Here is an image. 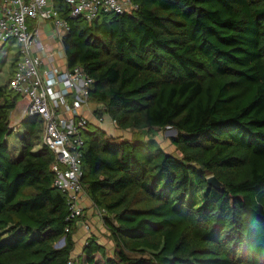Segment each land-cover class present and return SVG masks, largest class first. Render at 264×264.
<instances>
[{"label":"trees","instance_id":"1","mask_svg":"<svg viewBox=\"0 0 264 264\" xmlns=\"http://www.w3.org/2000/svg\"><path fill=\"white\" fill-rule=\"evenodd\" d=\"M131 2L130 14L91 24L58 3L67 68L93 80L97 120L175 130L180 156L152 137L122 139L89 124L80 183L105 211L114 251L89 237L71 260L82 219H68L54 187L55 157L34 151L39 118L20 121L19 159L9 153L20 100L9 80L0 87V264H264V0Z\"/></svg>","mask_w":264,"mask_h":264},{"label":"built area","instance_id":"2","mask_svg":"<svg viewBox=\"0 0 264 264\" xmlns=\"http://www.w3.org/2000/svg\"><path fill=\"white\" fill-rule=\"evenodd\" d=\"M58 3L66 7L69 19L81 18L87 24L100 14H130L136 7L131 0H0V42L12 40L20 46L8 85L25 104L20 121L39 118L42 122L41 140L35 149L45 147L55 157L51 166L54 187L67 197L68 219H83L82 134L88 131L87 117L93 114L88 109L93 80L78 66L69 69L66 63H57L65 52L63 48V52L55 51L53 46L60 43L62 47L69 30ZM28 22L32 23L30 31ZM42 31L49 35V41L42 37ZM45 43L52 48L46 49ZM94 213L100 219L106 214L97 208Z\"/></svg>","mask_w":264,"mask_h":264},{"label":"rangeland","instance_id":"3","mask_svg":"<svg viewBox=\"0 0 264 264\" xmlns=\"http://www.w3.org/2000/svg\"><path fill=\"white\" fill-rule=\"evenodd\" d=\"M32 29V23L28 22V30L30 31ZM19 45L15 41H8L5 43L0 42V87L7 85L9 80L11 79V76L14 73V65L17 61V54H18V49ZM45 48L49 49L52 48L49 44L45 43ZM55 51H60L63 52L61 44L56 43L55 46H53ZM52 50V49H51ZM50 50V51H51ZM64 57V56H63ZM59 66H62L66 63L65 57L57 61ZM24 106L23 100L20 98V100L17 102V108L13 112L11 116L15 115L17 109L20 110ZM95 106L93 104H89V111L93 110ZM20 117V116H19ZM102 127L104 128L106 125V121L108 122L109 120L103 119ZM13 119L10 120L12 124L11 127L14 129V133L8 138V144H9V153L10 155L15 158L16 160L19 159V153H20V144H19V134H16L18 132L19 127L18 125H15L17 123L12 122ZM15 125V127H14ZM93 125V124H92ZM94 126V125H93ZM111 128H107L104 132L108 135L110 134L113 137H118L122 139H128L131 140L134 138L135 140H146L147 138H154L159 146L169 154H172L176 157H179L180 154L177 153L176 149L171 145V138H175L177 135L174 133L172 129L166 128V129H161V130H148V131H143V132H137V131H132V130H126V131H120L116 128V125H112ZM92 130V127L90 128V131ZM38 149H35L34 151H37ZM200 195H196L193 198V204L196 205L200 202ZM82 205V204H81ZM82 208H84L85 212L88 210L85 208L84 205H82ZM95 208H93V211L90 212L89 210V216L90 213L93 216H95L98 220L96 222H90V219H88L89 216L84 214V217L82 220H79L78 226L79 230L75 236V241H76V246L75 250L71 255V260H74L77 255L80 253V250L82 249L83 245L85 244L84 242L89 238V237H95L99 243H101L103 246H105L110 253L114 251V243L110 241L109 236L107 231L104 228V225L101 223L100 217H98L95 213ZM89 221V222H88ZM88 226V229L86 227ZM59 246V245H58Z\"/></svg>","mask_w":264,"mask_h":264},{"label":"crops","instance_id":"4","mask_svg":"<svg viewBox=\"0 0 264 264\" xmlns=\"http://www.w3.org/2000/svg\"><path fill=\"white\" fill-rule=\"evenodd\" d=\"M42 33H43V35H42V37L45 39V41H49L50 39H49V35H47L44 31H42ZM25 105V104H24ZM24 107V106H23ZM16 108H17V106H16ZM16 108L13 110V112L16 110ZM23 109V108H22ZM22 109H20V110H18L17 109V111H16V113H15V115H13V116H11V114H12V112L10 113V116H9V121L11 120V119H13V123H17V124H15V125H18L19 126V124H20V115H21V111H22ZM88 118V120H89V122H90V124H93L95 127H97V128H99L100 130H102V131H105V130H107V128L109 127V128H111V130H112V128L113 127H111L112 126V124H111V122H112V120L109 118V117H107V116H104V117H102V119L101 120H97L95 117H94V115L92 114V115H90V116H88L87 117ZM105 118V120H109L108 122L106 121V125H105V127L103 128L102 127V124H100V123H103V119ZM12 124V123H11ZM15 125H14V127H15ZM110 135V134H109ZM82 205H84L85 206V208H87L88 210H86V212H85V214L87 215V216H89V210H90V212L91 211H93V206H92V204H91V202L89 201V199L87 198V196L85 195L83 198H82ZM88 219H90V222L92 223V222H96V220H98L95 216H93L92 217V215H91V213H90V216L88 217ZM89 222V221H88ZM101 223H102V221H101ZM80 228H79V226H78V230H79ZM78 230L76 231V234H77V232H78ZM76 236V235H75ZM75 236H74V238H75ZM74 243H75V246H76V241H75V239H74Z\"/></svg>","mask_w":264,"mask_h":264},{"label":"water","instance_id":"5","mask_svg":"<svg viewBox=\"0 0 264 264\" xmlns=\"http://www.w3.org/2000/svg\"><path fill=\"white\" fill-rule=\"evenodd\" d=\"M174 131V133H176V131L175 130H173ZM208 184L211 186V187H214V188H216V189H222L223 187H222V184L217 180V178L216 177H210V178H208ZM64 240L63 239H61L60 241H59V246L61 247V246H63L64 244Z\"/></svg>","mask_w":264,"mask_h":264}]
</instances>
